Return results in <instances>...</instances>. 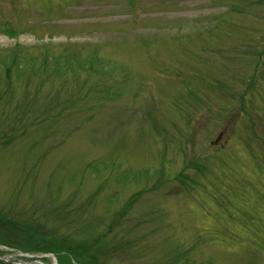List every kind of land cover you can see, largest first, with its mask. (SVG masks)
I'll return each mask as SVG.
<instances>
[{
	"label": "rangeland",
	"instance_id": "1",
	"mask_svg": "<svg viewBox=\"0 0 264 264\" xmlns=\"http://www.w3.org/2000/svg\"><path fill=\"white\" fill-rule=\"evenodd\" d=\"M0 256L264 264V0H0Z\"/></svg>",
	"mask_w": 264,
	"mask_h": 264
}]
</instances>
